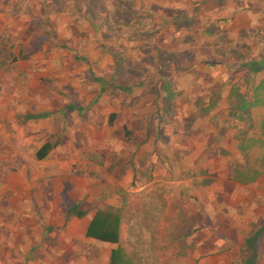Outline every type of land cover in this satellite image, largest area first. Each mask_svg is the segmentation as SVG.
<instances>
[{"label":"rangeland","instance_id":"1","mask_svg":"<svg viewBox=\"0 0 264 264\" xmlns=\"http://www.w3.org/2000/svg\"><path fill=\"white\" fill-rule=\"evenodd\" d=\"M261 56L264 0H0V264H106L99 209L134 264H243L264 134L227 93Z\"/></svg>","mask_w":264,"mask_h":264},{"label":"trees","instance_id":"2","mask_svg":"<svg viewBox=\"0 0 264 264\" xmlns=\"http://www.w3.org/2000/svg\"><path fill=\"white\" fill-rule=\"evenodd\" d=\"M233 73L241 74L239 80L232 85L227 93V103L230 116L245 124L256 127V117L259 120L258 127L264 134V78L258 80L259 75L264 74V57L260 59L242 60L232 69ZM40 116L30 115V119ZM258 123V122H257ZM124 135L132 139L131 131L125 130ZM56 148V145L47 142L38 152V160H45ZM78 211V210H77ZM78 217L86 215L84 211H78ZM121 216L119 214L99 210L91 220L87 230V237L111 245H117L112 249L108 264H134L132 258L127 255L120 243ZM264 234V228H259L245 239V256L243 264H259V240Z\"/></svg>","mask_w":264,"mask_h":264},{"label":"crops","instance_id":"3","mask_svg":"<svg viewBox=\"0 0 264 264\" xmlns=\"http://www.w3.org/2000/svg\"><path fill=\"white\" fill-rule=\"evenodd\" d=\"M45 144H46V143H45ZM45 144H44V145H45ZM44 145H43V146H44ZM43 146H42V147H43ZM42 147H41V148H42ZM41 148H40V149H41ZM40 149H39V150H40ZM36 156H37V154H36ZM99 210H106V209H99ZM99 210H98V211H99ZM107 211H109V210H107ZM84 212H86V215L84 216V217H86L87 214H88V212H87V211H84ZM110 212H111V211H110ZM77 213H78V211H77ZM96 213H97V212H96ZM96 213H95V214H96ZM113 213H114V212H113ZM95 214L92 216V218L90 219V221L88 222V224H87V226H86V229H85V237H86V239H88V240H90V241H93V242H100V241H97V240H94V239H92V238L87 237V230H88V227H89V225H90V223H91V220H92L93 217L95 216ZM116 214H117V213H116ZM84 217H83V218H84ZM77 218H78V219H83V218H79V217H78V214H77ZM101 243L106 244V245H108V246L111 247L110 254H109L108 258L106 259V261H107L106 264H108V263H109L108 260H109V258H110V256H111L112 249H113V248H116L117 245H111V244H107V243H104V242H101ZM119 246H121V227H120V243H119ZM121 247H122V246H121ZM122 248H123V247H122ZM124 251H125V250H124ZM125 252H126V251H125ZM126 253H127V252H126ZM127 255H128L129 257H131L128 253H127Z\"/></svg>","mask_w":264,"mask_h":264}]
</instances>
